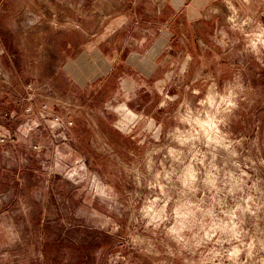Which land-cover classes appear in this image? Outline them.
Returning <instances> with one entry per match:
<instances>
[{
    "label": "rangeland",
    "instance_id": "374dc122",
    "mask_svg": "<svg viewBox=\"0 0 264 264\" xmlns=\"http://www.w3.org/2000/svg\"><path fill=\"white\" fill-rule=\"evenodd\" d=\"M0 264H264V0H0Z\"/></svg>",
    "mask_w": 264,
    "mask_h": 264
},
{
    "label": "crops",
    "instance_id": "0c3cea01",
    "mask_svg": "<svg viewBox=\"0 0 264 264\" xmlns=\"http://www.w3.org/2000/svg\"><path fill=\"white\" fill-rule=\"evenodd\" d=\"M122 108H124V109H126L124 106H122ZM126 110H128V109H126ZM134 115H133V113H131L130 111H128L127 113H126V118L127 117H133Z\"/></svg>",
    "mask_w": 264,
    "mask_h": 264
}]
</instances>
